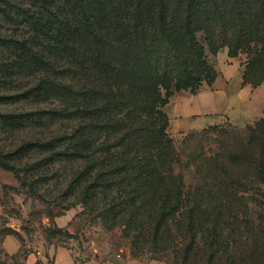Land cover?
<instances>
[{"label": "trees", "instance_id": "1", "mask_svg": "<svg viewBox=\"0 0 264 264\" xmlns=\"http://www.w3.org/2000/svg\"><path fill=\"white\" fill-rule=\"evenodd\" d=\"M0 46L16 53L0 74L39 76L20 98L54 96L60 105L46 115L77 119L26 147L62 145L52 160L83 163L70 190L82 186L86 205L125 226L134 248L152 240L183 264H264V117L236 129L242 146L229 184L189 186L165 109L176 93L216 81L224 49L248 53L243 84L264 83V0H0ZM58 65L60 80L50 74ZM31 118L21 113L17 125ZM14 166L2 169L19 180Z\"/></svg>", "mask_w": 264, "mask_h": 264}, {"label": "rangeland", "instance_id": "2", "mask_svg": "<svg viewBox=\"0 0 264 264\" xmlns=\"http://www.w3.org/2000/svg\"><path fill=\"white\" fill-rule=\"evenodd\" d=\"M4 48L0 46V62L16 55ZM224 52L215 65L218 75L232 76L227 85H222V81L214 87L205 83L201 93L202 87L196 95L177 94L166 108L171 118L169 136L181 158L177 169L185 174L189 186L204 180L211 186L220 181L229 184L231 177L236 176V152L242 146L243 136L236 129L264 117V83L257 88L242 85L248 53L229 59ZM60 71L58 65L50 74L60 80ZM35 73L12 70L5 76L0 74V116L10 120H0V264H101L109 260L183 264L176 249L165 255L152 240L145 242L142 249L134 248L125 226L112 228L100 216L99 209L86 205L80 195L82 186L78 189V185L75 192L70 190L69 182L83 163L57 157L52 160L49 156L62 145L50 151L26 147L29 142L58 137L77 125L75 118L46 115L44 111L60 105L54 96L49 99L47 94L38 93L27 100L20 98L24 88L39 79ZM29 112L36 113L38 119H25L23 125H17L19 115ZM180 114H185L186 120L178 117ZM4 163L15 165L19 180L13 172L2 169ZM232 199L236 205V195ZM231 248L236 251V244ZM69 255L71 262L67 260ZM230 260L236 264V257ZM220 263L227 264L224 259L215 264ZM189 264L206 263L197 260Z\"/></svg>", "mask_w": 264, "mask_h": 264}, {"label": "crops", "instance_id": "3", "mask_svg": "<svg viewBox=\"0 0 264 264\" xmlns=\"http://www.w3.org/2000/svg\"><path fill=\"white\" fill-rule=\"evenodd\" d=\"M224 50H226V53H225V57H227V58H229V59H235V58H230L229 56H228V52H227V49H224ZM224 50H222V51H220V53H222ZM220 53L218 54V56H217V62H218V60H219V57H220ZM217 64H219V62L217 63ZM229 73H227L226 75H224L223 73L222 74H219L218 75V77H217V79H216V81L211 85L212 87H214L215 85H218L219 84V81L221 82H223L222 83V85H227L228 84V82H229V80L231 79V75H228ZM241 81H243V79L241 80ZM221 85V86H222ZM242 85L243 86H251V85H249V84H243V82H242ZM205 86H202V90L199 92V93H201L204 89ZM210 87V86H209ZM252 87V86H251ZM184 92H188V91H181V92H178V93H176L174 96H173V98L177 95V94H181V93H184ZM196 94H198V93H195V94H191L190 93V95H196ZM183 95V94H182ZM184 97H186V96H184ZM192 97V96H191ZM173 98L171 99V101H170V103L169 104H173ZM192 99V98H191ZM186 101H190V99H188V100H186ZM187 103H190V102H187ZM193 103V102H192ZM168 104V105H169ZM167 105V106H168ZM167 106H166V108H167ZM165 108V109H166ZM178 114H179V112H178ZM178 116V115H177ZM178 117H180V118H184L185 119V117H187L185 114H180V116H178ZM186 120V119H185ZM61 251H59V254H58V261L60 262V261H62L61 259H60V253ZM72 255H69V257H68V262H71V260H72V257H71ZM85 264H88V263H85ZM101 264H126V263H122V262H118V261H116V262H114V261H112V260H109V261H105L104 263H101Z\"/></svg>", "mask_w": 264, "mask_h": 264}]
</instances>
